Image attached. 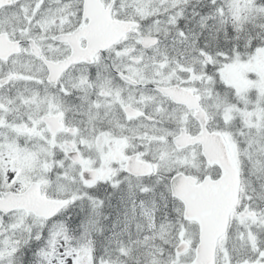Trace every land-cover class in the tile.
<instances>
[{
	"label": "snow or ice",
	"instance_id": "1",
	"mask_svg": "<svg viewBox=\"0 0 264 264\" xmlns=\"http://www.w3.org/2000/svg\"><path fill=\"white\" fill-rule=\"evenodd\" d=\"M0 264H264V0H0Z\"/></svg>",
	"mask_w": 264,
	"mask_h": 264
}]
</instances>
